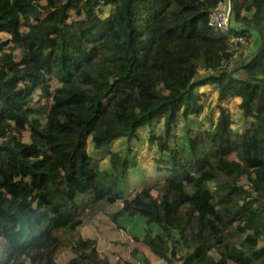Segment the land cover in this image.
Listing matches in <instances>:
<instances>
[{
  "label": "trees",
  "instance_id": "1",
  "mask_svg": "<svg viewBox=\"0 0 264 264\" xmlns=\"http://www.w3.org/2000/svg\"><path fill=\"white\" fill-rule=\"evenodd\" d=\"M220 1L0 0V264H60L66 250L67 264L114 263L79 234L90 208L110 205L114 221L143 220L135 241L165 264H264V0H228L224 31L208 25ZM232 36L256 42L236 66ZM205 86L216 120L179 143ZM157 122L164 174L128 196L137 159L110 152L102 169L88 142L138 140Z\"/></svg>",
  "mask_w": 264,
  "mask_h": 264
},
{
  "label": "rangeland",
  "instance_id": "2",
  "mask_svg": "<svg viewBox=\"0 0 264 264\" xmlns=\"http://www.w3.org/2000/svg\"><path fill=\"white\" fill-rule=\"evenodd\" d=\"M3 38H10L8 34L0 33ZM256 47V42L251 39L242 47H238L232 59L233 66L243 62ZM200 73H204L200 70ZM199 92L206 94L203 103L204 111L198 118L189 117L183 120L176 129L175 134L180 137L179 143H183L186 139V131L188 128L210 127L216 120L218 114L216 91L214 86L201 87ZM238 98H231L224 103L231 111L233 116V128L242 131L246 127V122L241 115L238 107ZM162 122L155 123L152 127L140 129L139 139L128 141L124 138L112 141L103 149H95L89 140L88 151L94 156L102 169L110 171L109 153L115 152L121 157L130 160L135 157L137 159L136 166L130 168L120 184V188L124 187L129 196L135 189H139L143 183L151 181L162 174L155 167V159L159 157L157 146L150 137H154L162 133ZM173 144V141L170 139ZM118 210V205H110L105 207L90 208L87 212V218L79 229V234L86 238H95L98 248L101 251H114V263L112 264H144L142 255H145L151 264H165L163 260H157L140 242L135 241V237L141 239L144 232V222L140 217H129L126 215L119 216L113 220V214ZM137 248V250H135ZM71 256L69 250L60 252L57 261L60 264H67Z\"/></svg>",
  "mask_w": 264,
  "mask_h": 264
},
{
  "label": "built area",
  "instance_id": "3",
  "mask_svg": "<svg viewBox=\"0 0 264 264\" xmlns=\"http://www.w3.org/2000/svg\"><path fill=\"white\" fill-rule=\"evenodd\" d=\"M208 25L216 30H227L233 26L231 7L228 0L220 1L216 7L211 9L209 13ZM231 40L238 49L239 44L245 45V38L242 36H232Z\"/></svg>",
  "mask_w": 264,
  "mask_h": 264
}]
</instances>
